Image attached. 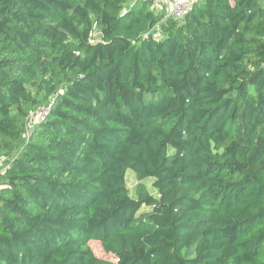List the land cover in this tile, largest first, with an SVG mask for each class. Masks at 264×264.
I'll use <instances>...</instances> for the list:
<instances>
[{
    "label": "trees",
    "instance_id": "16d2710c",
    "mask_svg": "<svg viewBox=\"0 0 264 264\" xmlns=\"http://www.w3.org/2000/svg\"><path fill=\"white\" fill-rule=\"evenodd\" d=\"M160 22L0 0V264H264V0Z\"/></svg>",
    "mask_w": 264,
    "mask_h": 264
},
{
    "label": "built area",
    "instance_id": "2783aa9c",
    "mask_svg": "<svg viewBox=\"0 0 264 264\" xmlns=\"http://www.w3.org/2000/svg\"><path fill=\"white\" fill-rule=\"evenodd\" d=\"M149 2V9L156 16L161 17V22L168 19L175 21H181L184 16L191 10L193 4L200 2L201 0H147ZM160 22V23H161ZM160 23L154 27V37H160ZM52 102L49 101L47 104L40 107L35 113L31 114L28 119V126L31 128L33 124L41 123L45 120L50 109ZM0 160V173H2Z\"/></svg>",
    "mask_w": 264,
    "mask_h": 264
},
{
    "label": "rangeland",
    "instance_id": "374dc122",
    "mask_svg": "<svg viewBox=\"0 0 264 264\" xmlns=\"http://www.w3.org/2000/svg\"><path fill=\"white\" fill-rule=\"evenodd\" d=\"M125 181H126V186L127 189L130 192L131 196H134L135 188L138 184V181L136 180V177L132 171H127L126 176H125ZM149 182V183H148ZM147 187L149 192L152 195H157V192L152 188L150 181H147ZM90 248L92 252L100 259L107 260V261H112L114 262V258L112 256L105 255L103 252L100 244L98 242H91L90 243Z\"/></svg>",
    "mask_w": 264,
    "mask_h": 264
}]
</instances>
